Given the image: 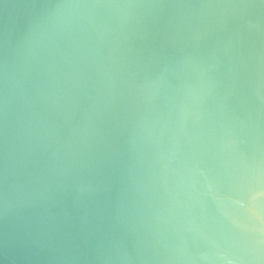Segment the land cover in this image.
I'll list each match as a JSON object with an SVG mask.
<instances>
[{
	"label": "water",
	"instance_id": "water-1",
	"mask_svg": "<svg viewBox=\"0 0 264 264\" xmlns=\"http://www.w3.org/2000/svg\"><path fill=\"white\" fill-rule=\"evenodd\" d=\"M0 264H264V0H0Z\"/></svg>",
	"mask_w": 264,
	"mask_h": 264
}]
</instances>
